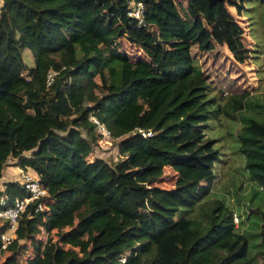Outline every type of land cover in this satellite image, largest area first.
Masks as SVG:
<instances>
[{
  "label": "trees",
  "instance_id": "obj_1",
  "mask_svg": "<svg viewBox=\"0 0 264 264\" xmlns=\"http://www.w3.org/2000/svg\"><path fill=\"white\" fill-rule=\"evenodd\" d=\"M243 1L0 0V179L17 161L11 166L34 172L46 191L21 215L19 251L4 264L24 253L25 264H120L126 251L129 264H264V98L243 93L215 105L191 53L214 44L245 51ZM247 2L251 31L261 4L264 34V0ZM134 3L144 6L139 27L127 15ZM211 122L229 127L227 149L239 163L219 193L223 154ZM101 141H118L112 165L91 159ZM165 168L176 173L169 190L155 186ZM239 195L235 212L228 199ZM28 196L6 183L0 211ZM87 197L93 212L72 221Z\"/></svg>",
  "mask_w": 264,
  "mask_h": 264
},
{
  "label": "rangeland",
  "instance_id": "obj_2",
  "mask_svg": "<svg viewBox=\"0 0 264 264\" xmlns=\"http://www.w3.org/2000/svg\"><path fill=\"white\" fill-rule=\"evenodd\" d=\"M175 2L176 6H178L177 2H179V0H175ZM247 4V0H244L242 3L243 11L240 12L238 18L241 30V37L243 39V44L246 47L245 51L231 53L225 47H220L216 44L213 45V49L209 52H200L195 49H192L191 51V53L195 56L197 64L200 66V68L207 77L206 83L211 88V92H209L208 95L213 98V103L215 105L218 104L222 106L228 103L229 98L231 99L234 95H239L243 93H246L250 97L255 96L264 98V34L262 31H260L261 26L259 17L261 4H257L256 8L255 6H253L255 9L254 23L256 24V27L253 28V31H251L250 19L245 13V9H248ZM1 7L2 3H0V8ZM177 10L180 14L182 13L178 9V7ZM125 48L127 49L126 52H128L132 58H137L141 56L140 51L134 46L130 47L128 45H125ZM23 58L28 66H33L34 62L30 52L23 53ZM93 89L96 94H101L103 92L98 81H95L93 83ZM193 108L194 106L191 107V109ZM214 110L215 108L212 107L213 112ZM93 119L94 118H92L91 120L93 121ZM93 123L95 124V122ZM210 124L213 127L216 139L218 140L217 144L221 146L223 154L220 164L216 167L217 179L215 190L217 191L216 193H219L220 191L218 190H220L221 188L222 181L229 179V176H231L233 172H235V170L239 168V163L236 157L233 158L232 156H230L227 149L230 140L232 139L231 134H229V132H231L229 127L224 125L222 129H219L216 123L211 122ZM96 128L97 130H99L97 125ZM99 132L102 137H106V135H104L101 131ZM105 140L108 139L106 138ZM117 142L118 141H114L110 143L101 141V147L97 152H95L91 159L97 158L112 165L116 161L118 155ZM16 162L17 161H9L6 164V167H4L2 178L0 179L1 188H3L4 185L8 182H19V168L11 166L13 164H16ZM175 174L176 173L173 170H170L168 168L163 169L162 176L155 184V186L165 190L172 189ZM246 192L247 190H244L243 184V188L241 189L240 194H246ZM244 198L245 195H239L238 199H233L232 196H229L228 202L235 210L236 204L241 207L243 206V203L245 201ZM93 200V197H87L86 200L83 201L87 205L83 206L75 213L72 221L76 222L79 219L85 217L86 215L92 213L94 210V206L89 207V205L93 202ZM57 226L58 225L56 224L53 227L52 232L49 234L54 235L56 239ZM49 235H43L44 241L49 237ZM117 235V232L109 233L105 236L103 242L111 245L113 241H115ZM20 244H25L29 247L26 242H21ZM18 247L19 244L15 243L11 248V252L8 251V253H6L4 257H2V259H5L6 257L11 258L12 256H14V254L19 251ZM74 252L77 251L74 250ZM22 255L23 256L19 258V264H25V260L28 256L26 253Z\"/></svg>",
  "mask_w": 264,
  "mask_h": 264
},
{
  "label": "built area",
  "instance_id": "obj_3",
  "mask_svg": "<svg viewBox=\"0 0 264 264\" xmlns=\"http://www.w3.org/2000/svg\"><path fill=\"white\" fill-rule=\"evenodd\" d=\"M2 3V2H0ZM143 12L144 6L140 3H134L128 10V17L134 20L137 27L143 25ZM56 76L55 72L50 71L46 77V86L49 87L53 83V79ZM95 125L98 127V131H101L106 137L109 138V133L102 127L97 120L93 119ZM141 137H149L150 132L140 133ZM35 174V173H34ZM36 176V175H35ZM19 183L24 191L29 195L28 197H15L10 207L0 211V228L6 225L3 232H0V261L4 263L7 257L2 259L6 253H8L9 247L14 245L16 239V232L18 230V223L21 215L25 212L28 205L33 201L39 200L46 195L45 189L42 187L38 177H33L28 174H21L19 177ZM0 205L4 206L5 201L0 198ZM37 211H42V206L38 204ZM129 253L126 252L118 259L120 264H129Z\"/></svg>",
  "mask_w": 264,
  "mask_h": 264
},
{
  "label": "crops",
  "instance_id": "obj_4",
  "mask_svg": "<svg viewBox=\"0 0 264 264\" xmlns=\"http://www.w3.org/2000/svg\"><path fill=\"white\" fill-rule=\"evenodd\" d=\"M11 163H12V162H11ZM13 165H14V164H13ZM18 171L20 172V173H19V177H20L21 174H25V173L28 174V175H30V176L36 177L35 174H34V172H32V171H26V172H25V171H20V170H18ZM15 182H18V181H15ZM3 190H4V187H3V188L0 187V191H3ZM7 259H8V257H7ZM2 262H3V261H0V264H4V263H2Z\"/></svg>",
  "mask_w": 264,
  "mask_h": 264
}]
</instances>
